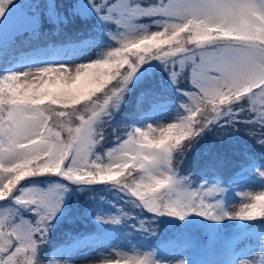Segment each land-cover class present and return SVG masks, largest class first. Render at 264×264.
<instances>
[{"label":"snow or ice","instance_id":"obj_1","mask_svg":"<svg viewBox=\"0 0 264 264\" xmlns=\"http://www.w3.org/2000/svg\"><path fill=\"white\" fill-rule=\"evenodd\" d=\"M77 21L89 39L74 48L92 49L82 58L15 53L18 39ZM129 102L136 115L125 123ZM116 122L129 129L122 138ZM106 125L115 142L102 154ZM241 127L264 148V0H0V264H81L64 257L92 235L100 255L83 257L88 264H174L159 245L145 246L154 225L218 234L227 221L259 251L242 245L227 262L187 264H264V155L195 184L177 167L209 134L223 144ZM245 179L259 194L240 188ZM85 192L121 206L85 207L93 233L49 254Z\"/></svg>","mask_w":264,"mask_h":264},{"label":"trees","instance_id":"obj_2","mask_svg":"<svg viewBox=\"0 0 264 264\" xmlns=\"http://www.w3.org/2000/svg\"><path fill=\"white\" fill-rule=\"evenodd\" d=\"M70 26L71 25L60 28H45L38 38L32 40H28L26 37L18 39L14 45L15 53L17 55L28 53L37 47H73L76 45H82L87 39H89L87 29L81 25L79 21L72 24V26H74L73 31L69 28ZM181 84L183 85L184 83ZM145 107H147V102L145 103ZM135 115L136 112H130L126 117V121H130L129 123H131ZM126 121L124 120L125 123ZM118 123L121 124V129L124 123ZM127 130L129 129H122V134L120 135L121 138ZM207 137L202 141L197 149L188 150L183 162L177 165L178 170L182 175H192L194 184L199 181L201 174L209 180L217 174L227 179L237 172L245 163L244 156L255 155L259 158L261 155H264V148H261L259 143L256 142L259 137L254 139L251 138V142H235L233 140H229L223 144H221L220 141L210 143L208 142ZM236 137H240V134H237ZM241 138H243V136H241ZM114 142L115 139L109 143L105 142L102 148L98 149V151L103 154L106 150L114 146ZM90 194L98 197L99 202L97 204H95V202L91 203L89 206H94L107 212L116 211L117 208L121 206L120 201L115 199L110 193L98 192ZM110 205H115L116 207H111ZM123 207L126 211H131L127 205H124ZM78 220L86 223H80L78 226H74L73 228L65 225L62 232L58 233L59 236L53 240L51 239L49 254H51V250H54L56 247H63L71 244L80 236L90 235L93 233L95 225L92 219H88L87 217V221ZM254 223L257 226L253 230L259 232L261 230V221L257 220ZM153 227L155 229L156 236L145 237V241L152 247H156L158 245L161 248H169L173 245L185 247L187 244H192L195 245L199 251H208L209 249V231L199 226L192 228L190 231L183 232L170 225L167 227L154 225ZM131 235L135 236L137 234L131 233ZM94 238L95 236L92 235L91 240ZM74 249L76 248H73L72 250Z\"/></svg>","mask_w":264,"mask_h":264},{"label":"rangeland","instance_id":"obj_3","mask_svg":"<svg viewBox=\"0 0 264 264\" xmlns=\"http://www.w3.org/2000/svg\"><path fill=\"white\" fill-rule=\"evenodd\" d=\"M26 2H27V0H21V3H26ZM58 2L63 4V3H66L67 0H58ZM136 2L151 3V2H153V0H136ZM73 27L74 26L71 25L69 28H71V30L73 31ZM83 45L84 44H82L81 46H83ZM50 48H53V47H50ZM54 49L64 50V52L66 53V55L69 58H74V59L82 58L84 53H86V52L90 53L92 51L91 48L81 47V48L76 49V48H74V46L73 47H55ZM180 83H185V80L183 78H181ZM109 87H111V85H109ZM122 111H123V117L121 119L123 121L124 120L126 121V117L128 116V114L130 112L135 113L136 108L132 102H129L128 106L125 109H123ZM169 119H170V117H165L163 120L160 121V123L166 125L169 122ZM129 122L130 121H126V123H129ZM120 127H121V124L116 122V129H117V133L119 136L122 134L121 133L122 129L126 128L124 125L121 129H120ZM103 131H104V134L106 137L105 142L109 143L115 139L112 135V127L111 126L106 125L104 127ZM244 131H245L244 128L241 127V131L239 133L240 137H235L234 139H231V140H233L235 142L236 141L251 142V138L247 137L244 134ZM220 135L221 134L219 132H213V133L208 135L207 140L210 143L220 141ZM241 136H243V138H241ZM185 143H187V141H185ZM101 148H99V149H101ZM240 188L244 192L253 193V194H259V192L261 191L258 183L251 182L247 179H245L241 183ZM230 200L232 202L233 207L238 209L240 206V203L242 202V197L233 194L230 196ZM93 202H95V204H97L99 202V199L95 195H91L89 192L80 193L77 196H75L72 199L71 204H70V206L73 210V217L63 221L57 227V229L54 231L51 239L53 240L54 238H57L59 236L58 233L62 232L65 225H67L70 228H73L74 226H78V224H80V223H82V224L86 223L83 221H79L78 219L84 220V221H87V217H88V219H91L86 214H82V210L85 207H88L89 204H91ZM113 212H115V211H113ZM235 223H238V222L227 221L226 226L218 234H216V233L210 234V232H209V240H210V243H212L211 244V250L209 248L208 251H201V254H200V251H197L196 246L192 245V244H187L185 247L173 245L169 248H162V249L165 250V255L169 258L170 261H173L174 264H181V262H183V264H187V261H189V260L196 261V262H202V261H209V262L225 261V262H227L229 260L234 259L233 255H232L233 251L238 246H242V245H247L248 248L255 249L258 252L259 251L258 244L249 241V239H247L244 236L237 237L235 235L236 229L234 227H232V225ZM252 232H256V231L253 230ZM249 235H251V234H249ZM253 241H254V237H253ZM145 246H148V243H146ZM121 247H124V245L122 244ZM107 254H108L107 252L103 253V255H107ZM98 255H100V253L97 249V245L95 243V238H94L93 240L89 241L88 246H82L80 248H77L76 250L74 249V250H72L71 253H69V254L67 253L64 258L68 259L70 257L73 260L79 259L81 261V264H88V262L85 261L83 259V257H94V256H98Z\"/></svg>","mask_w":264,"mask_h":264}]
</instances>
